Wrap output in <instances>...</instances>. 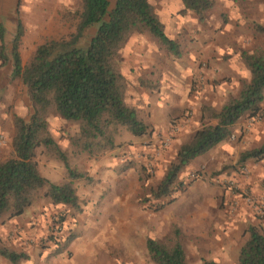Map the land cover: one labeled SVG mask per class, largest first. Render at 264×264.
Wrapping results in <instances>:
<instances>
[{
	"label": "rangeland",
	"instance_id": "374dc122",
	"mask_svg": "<svg viewBox=\"0 0 264 264\" xmlns=\"http://www.w3.org/2000/svg\"><path fill=\"white\" fill-rule=\"evenodd\" d=\"M213 1V7L206 13L207 21L216 32L219 31L218 42L222 47L224 69L227 67L226 62L238 69L239 75L234 79L235 87L231 89L236 94L237 88L248 81L250 76L240 53L264 48V0ZM80 10L81 0H0V23L6 31V53H10V41L16 31L18 19L23 26L19 52L22 64H26L39 44L48 40L70 39L76 32ZM94 31L95 26L85 29L76 44L86 46ZM183 45L187 46L179 43L178 47ZM121 50L124 52V45ZM120 60L122 65L121 53ZM231 79L229 76L227 81ZM215 82L217 81L213 80V86ZM20 84L23 85L21 81ZM126 90L127 80L125 92ZM130 92L125 96L128 105L133 100ZM260 110L264 111V100ZM32 111L30 105L25 114L26 120ZM139 116L141 117L140 113ZM262 121L264 114L258 121L246 117L245 127L234 133L233 143L239 142L242 132L251 136L252 128ZM48 129L61 149L67 152L71 166L86 174L87 178L75 179L79 211L62 204L53 205L43 195L44 190L40 191V196L31 206H34V212L44 215L47 221H44L43 226L36 221L31 226H36L37 232L40 229L44 231L36 232L37 236L29 242L28 250L15 248L14 245L9 247L0 240L2 245L26 253L19 264H154L147 252L146 239L150 237L163 240L171 236L175 227L180 230L179 239L187 255V263L200 264L202 259H207L212 254L211 246H207L208 251H201L203 246L199 248L198 245L205 244L201 236H193L189 233V228L183 229L176 224L170 226L166 221L171 219L172 212L164 206L183 196H195L199 199L196 205L203 208L207 218L202 224L204 227L210 226L209 230L212 231L220 216L227 215L228 211L234 216L240 210L247 211L248 215L243 220L233 218V227H226L224 222V225L219 224L229 229L233 240L232 248L224 252L226 256L217 252L222 262L232 260L237 264L239 249L248 238V226H257L264 232V174L260 173L264 171V156L258 160L250 159L251 164L248 166L237 163L232 151L219 159L220 164L188 165L178 177L182 187L176 186L170 195L155 199L151 192L174 159L178 148L172 143L175 130H169L166 136L160 138L152 152L139 150L135 146L137 144L133 141L134 138L143 135L133 137L123 130L116 137L115 148L97 156H89L87 153L72 152L70 137L76 133L77 123L63 119L50 109ZM250 136L243 141L246 143L244 150L258 146L261 141L258 137L251 139ZM167 138L170 144L162 147V142ZM6 152L7 158L14 155L11 147ZM36 160L40 173L50 181L61 182L65 179L63 164L46 156L41 148L36 150ZM112 160L114 163H110ZM242 167H246V173L242 172ZM253 171L255 174L258 172L256 182L242 186L243 181L249 182L252 179ZM218 191L222 195L227 192L230 197L229 210L219 201L213 210L207 202ZM61 217L63 223L59 229L58 220ZM53 232L58 234L57 241L49 238ZM69 233L76 236L61 252L55 253ZM61 235L62 238L59 237ZM217 253L214 251L215 255ZM0 264L10 263L3 258Z\"/></svg>",
	"mask_w": 264,
	"mask_h": 264
},
{
	"label": "trees",
	"instance_id": "16d2710c",
	"mask_svg": "<svg viewBox=\"0 0 264 264\" xmlns=\"http://www.w3.org/2000/svg\"><path fill=\"white\" fill-rule=\"evenodd\" d=\"M181 1L183 11L191 10L200 22L214 5L213 0ZM91 26H95V31L88 44L78 46L76 43L84 30ZM143 31L157 38L169 52L178 53V44L165 33L149 0H81L76 32L70 39L39 44L26 64H22L19 52L23 35L20 19L10 41L9 55L6 53V31L0 23V66L10 57L12 78L18 77L25 86L33 110L28 120L15 117L11 140L14 155L0 160V221L5 214L7 218L21 215L36 201L42 189L53 205L80 210L75 179L87 176L71 166L67 152L50 134V109L63 119L77 123L78 129L70 137L73 154L97 156L105 153L116 147V137L123 130L133 136L150 133V127L137 109L126 102V79L121 73L120 60V50L130 35ZM240 57L249 70V80L243 82L238 93L228 97L219 109L202 107L205 115L217 123L201 125L178 146L174 159L151 192L153 198L166 197L176 186L182 187L179 174L194 158L227 139L232 133L231 126L239 119L252 117L261 109L264 48L242 51ZM38 148L63 164V181H50L40 173L36 160ZM263 156L264 140L258 146L242 151L237 163ZM58 221L60 229L63 218ZM247 231L248 238L239 249L237 264H264V232L254 225L248 226ZM53 233L49 238L57 241L58 234ZM75 236L69 233L55 253L61 252ZM179 237L180 230L175 227L171 236L163 240L146 239L147 252L154 264H188ZM0 256L10 264H19L26 254L0 243ZM201 264L223 263L202 259Z\"/></svg>",
	"mask_w": 264,
	"mask_h": 264
},
{
	"label": "crops",
	"instance_id": "0c3cea01",
	"mask_svg": "<svg viewBox=\"0 0 264 264\" xmlns=\"http://www.w3.org/2000/svg\"><path fill=\"white\" fill-rule=\"evenodd\" d=\"M149 4L163 23L168 37L177 44H187L186 47L179 46V51L175 55L160 44L152 34L145 31L143 34L134 32L124 44V52L122 50L120 52L122 56L121 73L127 80L125 96H128V92L131 91L130 95L133 100L130 106H135L143 121L150 127L149 134L142 137L133 136L135 137L133 141L139 150L152 152L158 140L171 131L175 130L173 145L179 146L201 125L216 124L215 119H209L205 115L202 107L206 105L219 109L229 96L238 93L240 87L237 88L236 94L233 93L234 90H231L235 87L234 79L239 75L238 69L227 62L226 70L224 69L222 47L218 42L219 31L216 32L208 23L207 16L205 21L200 22L191 10L183 11L181 0H149ZM11 74L12 62L9 57L8 61L0 66V133L6 139L0 151V160L7 158V148L12 149L11 140L14 135L15 117L25 119V114L31 105L26 95V88L20 84L18 77L12 78ZM228 75L232 77L229 82L227 81ZM224 77L227 78L223 79ZM213 80L217 81L214 86ZM245 122L246 117L239 119L231 126L232 133L227 139L194 158L189 166L199 163L220 164L219 159L228 156L232 151L237 161L238 153L246 146L243 141L250 135L242 132L239 142L233 143L234 133L244 129ZM172 124L175 129L172 128ZM252 131L251 139L258 137L261 143L264 140V121L256 124ZM243 164L250 166V159ZM260 173L264 174V171ZM257 175L258 172L255 174L253 171L251 176L253 180L243 181L241 185L256 182ZM229 198L227 192L222 195L218 191L212 194L207 202L213 210H215L214 205L217 201L223 203L226 210H229ZM198 201L199 199L195 196H183L165 205L164 207L172 212L171 219L166 221L170 226L176 224L183 229L189 228V233L193 236H201L205 241V244L202 242L204 245H198L199 248L203 246L201 251H208L211 246L212 254L206 257L207 259L223 264H235L232 260L222 262L219 258L217 252L226 256L224 252L232 248L233 241L229 229L219 224L224 222L226 227H233V218L243 220L248 215L247 211L240 210L235 216L228 211L227 215L220 216L212 231L209 230L210 226L204 227L202 224L207 218L203 208L196 205ZM34 209V206H29L28 211L25 210L19 216L3 217L0 221L1 242L9 247L14 245L15 248L28 250L29 242L37 236L36 226H31L35 225L33 224L35 221L40 222L41 226L44 221H47L44 215L34 212ZM43 231L44 229L38 230V232ZM15 248L12 250H17ZM2 261L3 257L0 256V263Z\"/></svg>",
	"mask_w": 264,
	"mask_h": 264
},
{
	"label": "built area",
	"instance_id": "2783aa9c",
	"mask_svg": "<svg viewBox=\"0 0 264 264\" xmlns=\"http://www.w3.org/2000/svg\"><path fill=\"white\" fill-rule=\"evenodd\" d=\"M263 114H264V111L263 110H259L254 116L251 117V120L252 121H258V120H260L262 118ZM173 125L174 124H172V128L175 129V127ZM5 143H6L5 136L0 133V151L4 147ZM169 144H170V140H169V138H167V139H165L162 142V147H166ZM242 172L243 173H246L247 172L246 167H242Z\"/></svg>",
	"mask_w": 264,
	"mask_h": 264
}]
</instances>
